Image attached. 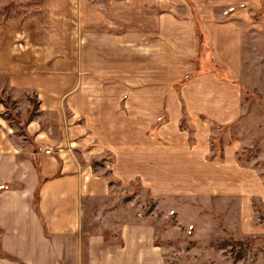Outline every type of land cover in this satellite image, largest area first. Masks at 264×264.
<instances>
[{"label": "crops", "instance_id": "crops-1", "mask_svg": "<svg viewBox=\"0 0 264 264\" xmlns=\"http://www.w3.org/2000/svg\"><path fill=\"white\" fill-rule=\"evenodd\" d=\"M202 2L203 9L172 16L186 18L177 21L175 33L185 45L168 46L167 54L161 12L141 19L134 26L140 28L138 34L132 33L134 28L125 30L126 36L113 48L99 44L94 59L86 54L90 46L79 43L85 24L75 1L41 0L29 7L37 9L31 16L0 18V74H12L14 81L19 73L39 77V82L50 76L64 86L30 87L38 90L39 98L50 99L38 104L41 111H49V124L26 122L34 136L30 148L15 144L0 127V264H165L164 248L152 226L124 221L117 211L106 212L113 189L109 176L138 180L159 198L234 199L244 233L248 228L264 232V215L254 202L264 212V122L246 105L239 87L216 76H201L182 87L179 99L174 94L168 106L164 104L165 63L173 66L171 88L196 72L201 30L217 63L235 79L242 82L240 73L256 64L247 49L251 46L255 53L264 0ZM108 57L115 70L124 64L122 79L97 73L96 67ZM89 64L94 78L87 76ZM189 65V71L181 68ZM89 79L97 83L94 89L87 87ZM180 96L188 99L186 108ZM184 120L197 131L214 126L239 135L225 139L222 156L212 159L207 134L197 132L193 141L179 128ZM41 125L50 133H41ZM247 150L257 154L251 162L241 156ZM105 154L110 159L108 176V168L90 162L101 161ZM98 209L96 219L103 229L90 232L84 228L85 215Z\"/></svg>", "mask_w": 264, "mask_h": 264}, {"label": "rangeland", "instance_id": "rangeland-1", "mask_svg": "<svg viewBox=\"0 0 264 264\" xmlns=\"http://www.w3.org/2000/svg\"><path fill=\"white\" fill-rule=\"evenodd\" d=\"M72 1H75V4L77 3L79 6L82 18H78L81 23L85 24L82 30L84 40L80 38L79 43L81 44L83 41V45L87 43L90 46L86 54L89 58L93 59L99 55V51L97 50L99 44L108 45L109 48H113L115 42L120 43L122 41L125 30L139 26L141 19H145L146 17L148 20L150 16H155L159 12L164 15L165 54L170 52L167 47L171 45L181 49L185 44L176 39L177 35L175 33L177 32V21H186V18L178 19L172 16H176V13L182 10L195 11L197 8L203 9L202 0ZM40 2L41 0H0V18L8 20L9 17L11 18L16 15L31 16L37 13V9L30 10L29 7L37 5ZM258 20L263 25V30H260L259 34L257 33L259 39L255 43V53L251 50V46L247 49L249 50L248 55L255 58H249V60L251 62L253 60L256 64L250 68L245 67L246 71L243 74L240 73L242 82L237 79L238 77L236 78L237 81L244 84L251 92H243L241 86L239 84L236 85L241 90L246 105L249 108H253L252 111L257 113L261 121L264 122V109L260 107V105L264 106V2L261 8V19L259 16ZM134 29L140 30L139 27ZM138 30L132 31V33L136 35L139 32ZM134 41H138V37ZM137 44L139 43L137 42ZM188 44L186 46H189ZM136 49H139V47L137 46ZM110 56H112L110 58L116 61L113 58L112 52H110ZM89 61L91 62V60ZM85 63H88V59L85 60ZM112 66L114 65L109 64L108 57L106 63L96 67L97 73L100 74V72L104 71L105 74H114L122 79L123 75L120 70L125 69L124 64L120 63V66L118 65V69L116 70ZM164 67L165 87L163 88V93L166 96L164 103L166 107L168 106L167 103L173 99L172 95L175 94L178 97L179 93L183 94V88L180 86L183 80L178 84H174V87H169L168 84L170 82L169 79L172 77L171 71H173V66L165 63ZM181 68L189 71L191 66H181ZM85 70L87 71V76L89 75L90 78H94L89 74L93 71L91 64L87 65ZM189 75L191 74H187L186 77ZM212 75L209 74L208 76H215ZM16 77L19 80L14 81L12 74H0V105L3 107V111L0 112V123L2 124L0 127L4 129L2 132L6 133L15 144H20V147L29 146L30 148L34 144V136L29 135L26 122L29 119L31 122L35 120L45 122L49 116L46 113H49V111H41V106L38 104L40 101L46 102L50 100L48 98H39L38 90L30 87L33 85L39 89L50 90L61 89L64 86L60 81L50 76H44L45 78L42 82L35 80L39 79V77L34 78L27 73H19ZM231 77L235 79L233 75ZM39 84L42 86L40 87ZM96 85L97 83L94 80L89 79V85L87 86L89 89H94ZM208 85L214 86L212 83ZM167 95L169 98H167ZM180 101L185 108L190 104L187 103L188 99L186 97L180 96ZM56 119L54 118L53 120L55 121ZM203 120L209 123L206 118H203ZM45 123L49 124L48 121ZM44 128L45 125H41L39 131L41 133L46 131L49 134L50 131ZM179 128L182 133H189L194 138L193 141L198 138L197 132L201 135H204L202 133L205 132L210 140V147L213 152L212 159L222 156L225 139L232 141L239 135L237 133L235 136L226 128L214 126L209 131L190 129L191 127L187 124V120H184ZM149 133H153V129H150ZM248 151L250 150L241 152V156L248 159V162H251L257 154L254 151ZM108 157L109 155L105 154L101 157V161L95 159L90 161L93 162L95 167L100 164V166L102 165V167L106 168V171L108 168L107 176L111 171L110 165L106 163L110 161ZM261 164L264 169V162ZM109 183L113 186V189L108 200L110 206L106 212L117 211L124 221H145L152 226L153 232L157 235V243L161 244L164 248L163 260L165 264H264V232L251 233L252 228H248L246 234L244 233V229L240 225L239 202L236 200L224 199L220 196H212L209 199L202 196L191 198L184 195H179L172 199L159 198L155 194L153 195L148 185L145 188L138 180H118L113 176H109ZM254 202L261 210V214L264 215L261 205L256 201ZM99 210L95 212L89 211L90 213L85 215L84 228L90 232L103 229L96 219ZM110 234V231L105 233L109 239Z\"/></svg>", "mask_w": 264, "mask_h": 264}, {"label": "trees", "instance_id": "trees-1", "mask_svg": "<svg viewBox=\"0 0 264 264\" xmlns=\"http://www.w3.org/2000/svg\"><path fill=\"white\" fill-rule=\"evenodd\" d=\"M200 39H201V43H200L201 47H200V55L198 57V70L195 73H193V74H191V75H189L183 79L182 83L180 84L181 88L186 86L191 80H193L195 78L205 76V75H209V74H213L221 81L239 84L241 86V89L243 92L244 91L247 93L251 92L244 86V84H242L241 82L232 78L231 75L229 74V72L224 67H222L218 63H216V61L214 59L213 51H212L211 46H210L209 39H208L207 35L202 30H201ZM2 102H4V101H2ZM260 107L264 109L263 105H260ZM37 169H38V165H37ZM42 183H43V181L41 180V182H40V184H39V186L35 192L34 206L36 209L38 208L39 194H40V188L42 186ZM0 237H1V233H0Z\"/></svg>", "mask_w": 264, "mask_h": 264}, {"label": "built area", "instance_id": "built-area-1", "mask_svg": "<svg viewBox=\"0 0 264 264\" xmlns=\"http://www.w3.org/2000/svg\"><path fill=\"white\" fill-rule=\"evenodd\" d=\"M50 153H51V150H47V151H46V154L49 155Z\"/></svg>", "mask_w": 264, "mask_h": 264}]
</instances>
